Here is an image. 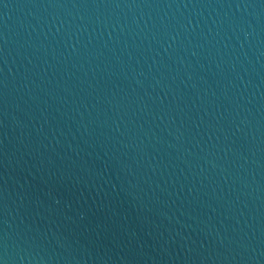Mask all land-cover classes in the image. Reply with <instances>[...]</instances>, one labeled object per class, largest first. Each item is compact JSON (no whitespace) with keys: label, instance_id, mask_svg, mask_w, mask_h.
Masks as SVG:
<instances>
[{"label":"water","instance_id":"obj_1","mask_svg":"<svg viewBox=\"0 0 264 264\" xmlns=\"http://www.w3.org/2000/svg\"><path fill=\"white\" fill-rule=\"evenodd\" d=\"M0 264H264V0H0Z\"/></svg>","mask_w":264,"mask_h":264}]
</instances>
